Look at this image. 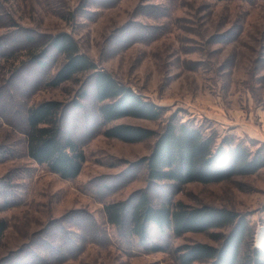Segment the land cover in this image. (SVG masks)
<instances>
[{
  "label": "rangeland",
  "instance_id": "374dc122",
  "mask_svg": "<svg viewBox=\"0 0 264 264\" xmlns=\"http://www.w3.org/2000/svg\"><path fill=\"white\" fill-rule=\"evenodd\" d=\"M61 31L70 33L97 66L164 108L154 121L122 117L115 122L159 130L174 115L219 137L245 138L253 149L264 143V0H0V65L6 66L0 67V77L15 73L0 84L7 86L1 94L19 104L23 98L29 104L69 102L64 127L85 155L76 177L61 178L27 156L24 135L0 115V221L5 226L0 264H175V246L215 243L206 233L168 231H153L140 242L128 237L126 226L109 224L103 205L134 201L141 189L155 199L169 196L247 213L258 248L264 166L249 175L190 182L179 189L149 183L138 162L153 138L125 142L103 135L90 79L44 85L46 73L61 59L51 50L44 58L47 71L28 61L14 72L7 68L25 59L29 46L43 44V35ZM28 34L34 42L24 40ZM81 91L86 92L82 97Z\"/></svg>",
  "mask_w": 264,
  "mask_h": 264
},
{
  "label": "trees",
  "instance_id": "16d2710c",
  "mask_svg": "<svg viewBox=\"0 0 264 264\" xmlns=\"http://www.w3.org/2000/svg\"><path fill=\"white\" fill-rule=\"evenodd\" d=\"M24 37L27 43L35 41L32 34ZM43 38V44L35 49L29 46L23 55L25 59H20L14 68L12 63L7 68L14 72L28 61L46 70L49 62L44 58L51 50L52 57L61 59L52 73H46L44 85L56 87L67 81L79 82L81 76L90 79L97 114L104 126L103 135L125 142L153 138L149 153L138 162L143 164L149 183H171L179 189L190 182L214 183L249 175L264 166V143L253 149L245 138L232 134L219 137L202 124L174 115L169 116L159 130L115 122L122 117L154 121L162 116L164 108L97 66L80 50L70 33L61 31L45 34ZM10 77L6 74L0 77V84L8 82ZM22 83L19 81L20 85ZM4 88L6 84L0 87V115L24 135L27 156L61 178L76 177L85 155L80 143L64 127L69 102L43 99L29 104L27 98H23L19 104L8 93L1 94ZM85 93L81 91L78 95L82 97ZM71 104L79 105L76 99ZM136 193L134 201L116 200L103 205L106 221L117 228L126 226L128 237L145 242L153 231L160 234L168 231L174 236L202 232L215 242L194 241L175 246L171 251L175 264H264V249L254 246L255 225L247 213L226 206L190 205L169 196L155 199L146 189ZM4 227L0 221V235ZM150 245L152 249H161L160 244Z\"/></svg>",
  "mask_w": 264,
  "mask_h": 264
},
{
  "label": "bare ground",
  "instance_id": "6f19581e",
  "mask_svg": "<svg viewBox=\"0 0 264 264\" xmlns=\"http://www.w3.org/2000/svg\"><path fill=\"white\" fill-rule=\"evenodd\" d=\"M256 244L259 248L264 249V227H260L257 231Z\"/></svg>",
  "mask_w": 264,
  "mask_h": 264
},
{
  "label": "crops",
  "instance_id": "0c3cea01",
  "mask_svg": "<svg viewBox=\"0 0 264 264\" xmlns=\"http://www.w3.org/2000/svg\"><path fill=\"white\" fill-rule=\"evenodd\" d=\"M253 132H254V131H253ZM253 132H251V133H253ZM254 136L258 137L257 134H255V133H254ZM260 137H262V136H260Z\"/></svg>",
  "mask_w": 264,
  "mask_h": 264
}]
</instances>
